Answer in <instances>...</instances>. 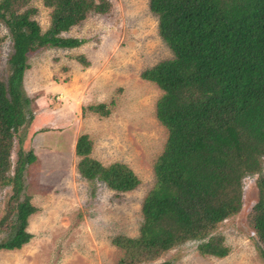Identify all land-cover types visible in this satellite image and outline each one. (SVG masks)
<instances>
[{
    "label": "trees",
    "instance_id": "1",
    "mask_svg": "<svg viewBox=\"0 0 264 264\" xmlns=\"http://www.w3.org/2000/svg\"><path fill=\"white\" fill-rule=\"evenodd\" d=\"M42 2L51 11L46 32L33 19L38 11L29 6L30 0H0V21L13 42L8 79L0 78V189L11 187L12 193L0 220V233L8 230L11 235L0 239V251L21 250L31 241L29 219L38 210L25 195L26 168L36 155L20 151L14 169L12 163L15 140L33 118L28 111L31 101L22 89L29 58L46 49L80 48L84 40L64 34L91 14L110 10L105 0ZM149 4L173 58L140 77L163 92L156 119L168 137L154 164L155 184L143 201L139 236L112 239L123 251L118 264L152 262L187 242L198 243L202 256L226 258L230 249L215 230L241 211L244 180L255 175L259 201L251 224L254 237L264 245V0ZM3 42L0 38V46ZM76 60L90 66L84 56ZM87 112L102 118L111 114L104 103L83 108V115ZM74 152L77 171L86 181L117 193L131 192L141 183L126 164L104 166L94 159L88 135L77 138Z\"/></svg>",
    "mask_w": 264,
    "mask_h": 264
},
{
    "label": "rangeland",
    "instance_id": "2",
    "mask_svg": "<svg viewBox=\"0 0 264 264\" xmlns=\"http://www.w3.org/2000/svg\"><path fill=\"white\" fill-rule=\"evenodd\" d=\"M105 1L110 4L108 13L91 14L64 34L84 40L80 48L46 49L29 58L22 89L31 101L28 111L33 118L15 140L12 163L14 169L20 151L36 155L37 160L26 168L25 195L38 210L29 219L31 241L21 250L0 251V264H118L123 251L112 239L139 236L143 201L155 184L154 164L168 137L156 119L163 92L140 75L172 59L173 53L159 36L150 0ZM29 6L37 9L33 19L46 32L51 11L42 0H30ZM0 38L4 40L0 78L6 82L13 42L1 21ZM79 56L90 66L83 67L76 60ZM102 103L111 110L109 117L83 115V108ZM81 135L92 140L94 159L104 166L126 164L140 185L117 193L82 179L74 153ZM262 163L264 176V159ZM257 179L255 175L244 180L241 211L215 230L230 249L226 258L202 256L198 243L187 242L141 264H264V245L252 235L251 224L259 201ZM11 195V187L0 189V220ZM15 218L11 216V223ZM9 235L4 230L0 239Z\"/></svg>",
    "mask_w": 264,
    "mask_h": 264
},
{
    "label": "crops",
    "instance_id": "3",
    "mask_svg": "<svg viewBox=\"0 0 264 264\" xmlns=\"http://www.w3.org/2000/svg\"><path fill=\"white\" fill-rule=\"evenodd\" d=\"M43 136V135H42ZM76 141H77V139L75 140V145H76ZM74 151H75V148H74ZM75 153V152H74Z\"/></svg>",
    "mask_w": 264,
    "mask_h": 264
},
{
    "label": "water",
    "instance_id": "4",
    "mask_svg": "<svg viewBox=\"0 0 264 264\" xmlns=\"http://www.w3.org/2000/svg\"><path fill=\"white\" fill-rule=\"evenodd\" d=\"M253 236H255V233H252Z\"/></svg>",
    "mask_w": 264,
    "mask_h": 264
}]
</instances>
